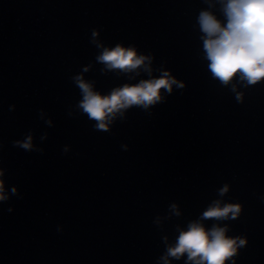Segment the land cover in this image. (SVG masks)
Instances as JSON below:
<instances>
[{
    "label": "water",
    "instance_id": "obj_1",
    "mask_svg": "<svg viewBox=\"0 0 264 264\" xmlns=\"http://www.w3.org/2000/svg\"><path fill=\"white\" fill-rule=\"evenodd\" d=\"M214 3L0 0L9 194L0 201V264H164L178 228L217 200L242 205L236 219L218 221L248 238L237 264H264V83L213 78L196 18ZM118 43L150 55L153 77L169 69L184 87L162 88V100L99 130L79 107L75 77L102 94L149 78L143 66L124 72L97 60ZM29 136L30 150L16 143Z\"/></svg>",
    "mask_w": 264,
    "mask_h": 264
},
{
    "label": "clouds",
    "instance_id": "obj_2",
    "mask_svg": "<svg viewBox=\"0 0 264 264\" xmlns=\"http://www.w3.org/2000/svg\"><path fill=\"white\" fill-rule=\"evenodd\" d=\"M218 4V12L211 10ZM211 8L202 9L196 20L202 33L204 58L213 78L227 85L238 78L246 86L264 83V0H215ZM97 33L93 32V37ZM97 60L108 69L124 72L138 70L141 66L148 71L149 78L137 83H125L107 94L93 89L90 82L81 76L75 80L83 98L79 107L90 119L96 120V128L106 130L109 123L123 110L141 105L148 108L162 100L161 89L171 93L173 85L184 87V82L165 69L158 77L151 75L150 55L138 53L135 46L121 43L114 47H103ZM233 91L236 86L233 85ZM243 96L237 92V100ZM25 150L32 148V138L17 141ZM3 169H0V201L8 199ZM17 189L12 188V193ZM228 191V185L220 189L221 195ZM176 215L179 210L172 206ZM242 211L239 202L222 203L217 200L204 210L199 219L188 222L187 227L178 228L175 242L167 246L162 257L164 264L171 259L184 258V264H237L238 249L248 243L246 235H229L228 225L218 221L236 219ZM212 218L216 223L207 227L203 222Z\"/></svg>",
    "mask_w": 264,
    "mask_h": 264
}]
</instances>
